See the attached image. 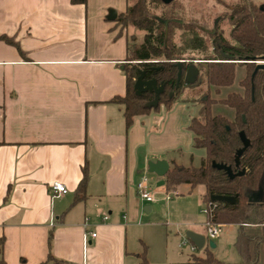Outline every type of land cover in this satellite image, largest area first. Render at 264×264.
<instances>
[{
	"label": "crops",
	"instance_id": "0c3cea01",
	"mask_svg": "<svg viewBox=\"0 0 264 264\" xmlns=\"http://www.w3.org/2000/svg\"><path fill=\"white\" fill-rule=\"evenodd\" d=\"M125 8L126 0H0V36L19 48L0 40L5 264H139L144 251L146 259L156 227L144 214L153 202L138 197L136 184L148 163L181 165L191 118L176 102L125 128L112 99L125 95L130 27L108 19ZM84 165L86 196L74 202ZM53 183L67 192L53 195Z\"/></svg>",
	"mask_w": 264,
	"mask_h": 264
},
{
	"label": "trees",
	"instance_id": "16d2710c",
	"mask_svg": "<svg viewBox=\"0 0 264 264\" xmlns=\"http://www.w3.org/2000/svg\"><path fill=\"white\" fill-rule=\"evenodd\" d=\"M86 4V0H71ZM176 2L166 6L160 0H126L125 11L116 15L115 21L122 27H132L142 32L140 40L134 33L127 38V56L124 63L126 91L123 97L112 102L123 107L125 128L128 129L135 116L147 115L159 106L169 110L174 103L184 102L182 95L187 89L201 84L210 87H229L235 77V64L244 66L245 75L239 81L242 93H230L217 103L232 109L231 119L212 114L214 103L208 94L197 99L196 116L189 120L186 129L192 134V147L203 149L205 156L199 167L173 165L163 177L166 192L177 186L190 188L203 186L201 201L205 204L207 221L216 225L237 226L236 248L241 257L238 263H225L210 254L204 258H192L194 264H264V69L254 73L253 61L264 56V11L253 0H239L225 4L224 17L230 26L228 37L220 32L212 35L207 44L205 35L191 25L181 24ZM162 7L160 14L153 11ZM179 31L178 43L173 35ZM0 40L19 50L16 42L0 36ZM191 53V58L184 54ZM193 54H198L195 58ZM197 60L195 74L185 77L189 63H182L181 78L177 82V61ZM245 61V62H244ZM247 61V62H246ZM240 62V63H236ZM143 72L145 79L163 84L164 91L156 99L153 92L135 94L134 82ZM171 93V96L169 94ZM148 104H152L148 107ZM243 132L249 146L242 153L239 167L235 166V153L242 148L239 133ZM230 166L233 172L244 169L242 176L230 179L225 171L217 170L211 163ZM88 180L86 166L77 186L74 202L85 199ZM233 197V203L211 202L210 196ZM4 238L0 237V264ZM53 264H61L49 259ZM139 264H148L145 251Z\"/></svg>",
	"mask_w": 264,
	"mask_h": 264
},
{
	"label": "rangeland",
	"instance_id": "374dc122",
	"mask_svg": "<svg viewBox=\"0 0 264 264\" xmlns=\"http://www.w3.org/2000/svg\"><path fill=\"white\" fill-rule=\"evenodd\" d=\"M225 3H236L239 0H223ZM258 6L264 5V0H253ZM176 1L175 6L178 16L185 20L194 19L200 25L211 28L212 21L221 15L226 9L223 6L217 5L214 0H181ZM162 7L156 8L153 13L160 14ZM219 31L227 38L229 28L227 22L223 21L218 25ZM130 34L134 33L136 38L140 40L142 32L129 28ZM179 31H175L173 35L174 42L178 43ZM207 44L209 39L205 36ZM186 58H191V53L184 54ZM198 58V54H193ZM197 61V60H194ZM240 63V62H236ZM245 69L241 64H235V77L231 86L215 89L208 88L204 83L194 89H187L182 95L186 114L189 118L196 116L199 104L197 99L203 94H208L210 99L214 101L211 105L212 114H220L228 119L233 116L231 108L217 103L224 99L230 93H242L239 86V81L244 77ZM190 135V132L186 130ZM183 158L181 165L184 167H199L200 159L203 156V150L194 149L190 143L185 146L182 151ZM146 179L153 187L154 201L149 206L152 208L150 213L144 214L146 223L155 225V232L149 235L147 254L152 251L151 260L148 264H187L192 262V258H204L210 254L216 260L227 263H238L241 257L236 248L237 226L225 225L216 227L217 234L213 239H210L206 232V213L205 204L201 201V194L204 192L203 186L190 188L189 185L177 186L174 191L166 192L164 186H157L160 180L156 175L146 172ZM168 197L167 200H160L161 197ZM144 224V223H142ZM189 224H194L199 227V231L205 236V246L202 249H197L192 246L191 242L186 238V232L198 230ZM208 241L214 243L215 247L210 248Z\"/></svg>",
	"mask_w": 264,
	"mask_h": 264
},
{
	"label": "water",
	"instance_id": "95a60500",
	"mask_svg": "<svg viewBox=\"0 0 264 264\" xmlns=\"http://www.w3.org/2000/svg\"><path fill=\"white\" fill-rule=\"evenodd\" d=\"M172 0H162L163 3H169ZM259 10L264 11V5L259 6ZM116 18V12L115 11H110L108 19L109 20H115ZM245 62V61H244ZM247 62V61H246ZM252 62L255 64V69L254 73L257 70L264 69V56H261L253 61H248ZM176 65L178 67V73H177V82L181 78V67L182 63L176 62ZM194 68L191 66L188 68L186 78L190 79L194 74H195ZM133 89L135 90L136 95H140L143 92H153L155 94V100L153 102V106L157 105V98L159 97L160 94L163 93L164 91V86L163 84L157 85L156 81L153 79L150 80H143V72H140L139 76L136 78ZM171 96V93L169 94ZM148 107H151L152 104H148ZM239 138L242 143V148L238 149L235 153V166L239 167V160L244 152V150L249 146V140L246 138L245 134L243 132L239 133ZM211 166L217 170H223L227 174V176L230 179H233L236 176H242L245 172L244 169L238 170L236 172H233L230 166H226L224 164H217L215 162L211 163ZM168 163L165 161H157L155 163H148V172L156 175L160 180L157 182V186H163L164 185V180L163 177L168 171ZM211 202H225V203H233L234 198L233 197H227V196H215L211 195L210 196ZM186 238L194 245L195 248L197 249H202L205 246V236L202 234H197L191 231L186 232ZM208 245L210 248H214L215 245L211 241H208Z\"/></svg>",
	"mask_w": 264,
	"mask_h": 264
},
{
	"label": "built area",
	"instance_id": "2783aa9c",
	"mask_svg": "<svg viewBox=\"0 0 264 264\" xmlns=\"http://www.w3.org/2000/svg\"><path fill=\"white\" fill-rule=\"evenodd\" d=\"M50 191L53 195L58 196L61 194H65L67 192L66 187L61 183H53L50 185ZM136 193L138 197L146 202L151 203L154 201V194H153V187L146 179V177L141 178L136 184ZM168 197L165 196L164 199L167 200ZM205 213H207V209H205ZM105 219V218H104ZM218 225L206 222V232L210 239H213L217 234V227ZM92 237H95V233H91Z\"/></svg>",
	"mask_w": 264,
	"mask_h": 264
},
{
	"label": "flooded vegetation",
	"instance_id": "af4514ba",
	"mask_svg": "<svg viewBox=\"0 0 264 264\" xmlns=\"http://www.w3.org/2000/svg\"><path fill=\"white\" fill-rule=\"evenodd\" d=\"M160 1H161V3H162L163 5H166V6L171 5L173 2H176V1L179 2V1H180V6L182 7V5H181V0H172V1L169 2V3H163L162 0H160ZM214 2H216L217 5L223 6L224 8H225V4H229V3H225L223 0H214ZM230 4H231V3H230ZM225 9H226V8H225ZM225 11H226V10H225ZM225 11H224L221 15H219L218 17H216L215 19H213L211 28H206V27L200 25V24L197 23L194 19L185 20V19L182 17V20H180L179 22H180L181 24L191 25L192 28H194L198 33H200V34H204V35L207 36L208 39H209L212 35H214V34L220 32V31H219V28H218V25H219L221 22L226 21V19H225V17H224V13H225ZM226 22H227V21H226ZM227 27H228L229 30H230V26H229L228 24H227ZM220 33H221V32H220ZM228 33H229V32H228ZM221 34H222V33H221ZM177 62H179V61H177ZM180 62H181V63H184V64L190 62V66H191L192 68H194V70H195V65H196L197 63H199V61H188V60H180ZM124 63H126V62H124ZM182 67H183V66H182ZM182 67H181V72H182ZM188 68H189V66L187 67L185 77H186V75H187ZM143 80H150V79H145V78H144V75H143Z\"/></svg>",
	"mask_w": 264,
	"mask_h": 264
}]
</instances>
